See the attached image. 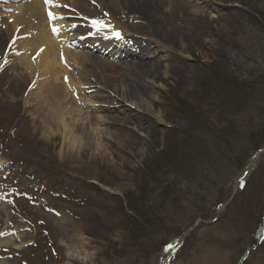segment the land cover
<instances>
[{"label":"rangeland","instance_id":"1","mask_svg":"<svg viewBox=\"0 0 264 264\" xmlns=\"http://www.w3.org/2000/svg\"><path fill=\"white\" fill-rule=\"evenodd\" d=\"M112 1H101L103 18L127 34L112 40L107 55L74 46L110 65L86 63L90 79L71 63L73 81L94 91L77 94L78 104L62 114L75 145L63 142L62 128L49 137L32 111L48 100L44 87L34 91L43 77L34 78L24 60L30 24L18 21L26 2L0 8V264H163L183 233L175 234L199 221L168 264H240L248 250L242 264H264V152L237 180L257 153L245 132L259 128L264 141V0H153L160 33L146 51V70L121 50L154 39V26L130 12L128 1ZM90 103L99 106L84 107ZM88 115L101 148L74 128ZM222 139L237 146L232 154L222 149L228 158L204 173L206 189L193 197L191 181L180 180L170 199L182 203L161 218L166 227L119 258L133 218L129 203L154 209L139 189L150 180L145 175L171 161L201 167L219 154Z\"/></svg>","mask_w":264,"mask_h":264},{"label":"bare ground","instance_id":"2","mask_svg":"<svg viewBox=\"0 0 264 264\" xmlns=\"http://www.w3.org/2000/svg\"><path fill=\"white\" fill-rule=\"evenodd\" d=\"M7 1L13 0H1L0 8L8 9L4 6L5 3H8ZM23 1L26 3L19 12L20 14L22 13V17L18 23L26 21V23L30 24L28 28L31 31V36L29 37L31 44H28V47H31V49H28L29 59H31L25 58L24 60L28 62V70L34 78L41 76L44 79V83H38L34 91L38 87H44L43 93H45V97L42 92L40 94L41 89L37 91V94L34 92L31 99L38 96L36 101L33 100L34 103L39 102L43 97L48 100L47 102L44 101L46 103L45 107L38 105L32 111H34L36 117L40 118L39 126L41 129L50 131L49 137L56 139L57 136L53 138L52 135H55L56 130L58 131L62 128L61 138L63 142L71 141L75 145L77 141L73 140L72 133L69 131L70 123L64 119L62 114L68 108L78 104L77 100L80 99H78L77 94H83V92L91 94L94 91H90L89 84L82 83V81H73L71 63L74 66H82L81 72H85L92 79V74L85 67L86 63L99 61L107 67L110 65L102 56L88 55V52H86L88 51L87 48L93 52L107 55V50L110 49L109 45L111 46L112 40L118 37L116 33H119V36L127 33L116 22L109 21L107 17L103 18L105 12L101 7L102 0H78L76 3H68L67 0H51L50 3H45V0ZM92 1L96 3L95 5L97 9H100V12H96L89 4ZM127 1V9L130 12H135V14L154 26L155 38L150 41H142V44H132L128 48L122 49L121 53H123V58L132 59L135 66L146 70L149 67L145 63V60H147L146 51L149 49L148 46L155 42L156 36L160 33L159 24L155 23L150 16L154 9V2L153 0H125L124 2ZM118 2L113 0L112 4L117 5ZM61 10H65V12ZM123 15L124 12H122L121 18L124 17ZM44 22L47 24H44ZM48 25H51V29L54 30V37L46 30V26L47 28L49 27ZM90 34L94 35L90 37ZM67 41L73 42L67 43ZM64 45H67V47ZM76 45H82L81 47L86 51L76 53L74 51V46ZM77 71L80 70L77 69ZM68 76L70 83H66L64 80ZM83 78L85 79V77ZM139 91L141 92L142 89ZM72 92L75 93L74 96ZM40 95H43V97ZM137 95L140 103L146 105L147 111L152 113L149 109L150 104L145 101L146 93L144 90L141 92V96L140 94ZM97 106L99 105L96 103L84 105L89 110ZM95 119V117L88 115L85 123L78 120L74 123V128L76 127L77 130L79 129L85 134L87 130L89 133L87 134L88 140L92 141L98 148H101L100 137H96L94 134L93 125L95 124ZM62 120L64 122L61 124Z\"/></svg>","mask_w":264,"mask_h":264},{"label":"trees","instance_id":"3","mask_svg":"<svg viewBox=\"0 0 264 264\" xmlns=\"http://www.w3.org/2000/svg\"><path fill=\"white\" fill-rule=\"evenodd\" d=\"M259 128L257 129H248V131L245 132L248 133L249 136V142L252 144L253 148H256L255 151L258 150V148L264 143L263 140L260 138V133H258ZM241 143V142H236ZM221 145L223 147H219V154L214 156L213 158L210 157V161L208 160L204 164L201 165V167L195 166L194 161H188V160H182V162H175L171 161L170 164H163L161 166L160 171L157 172H151L147 173L145 175L148 179V184L146 183H140V191H144L147 193V196H150L153 204L154 209L150 210L147 209V206H139L137 201H132L129 203V212L132 214L133 218L134 216L136 219H127L126 222V233L124 234V244L120 248H117V256L119 258H123L124 256L128 255V252H126V249H136L139 247L141 239L145 237L153 236V234L157 233L161 228H165L166 225L163 223V219H161L163 216L166 217L167 212H173V210H179L178 207L180 203L177 200H171V192H173L174 187L176 186V189L178 188V184L180 180L183 181H191L193 188V197L199 196L200 190H205V185H207V180L210 179V174H204L207 172L208 169L216 170L215 168L220 167V162H224L228 157L225 154V152L222 151L224 149L225 151H229L231 154L233 153V150H235L236 145L233 143L226 142L222 139ZM229 149V150H228ZM165 154V153H164ZM169 162V161H166ZM165 162V163H166ZM205 166H208L206 168ZM243 167V165H242ZM189 171L191 173H189ZM159 175V176H157ZM170 176L172 178L171 180H167V177ZM155 177V178H154ZM154 178V179H153ZM211 185V184H210ZM191 186V187H192ZM149 188V190H148ZM190 189V188H189ZM192 190V188L190 189ZM139 191V192H140ZM144 195V194H143ZM173 198V197H172ZM150 212V214H149ZM130 217V216H129ZM157 224V225H156ZM171 226V225H170ZM169 226V227H170ZM173 228V227H172ZM179 229V228H177ZM180 230V229H179ZM178 230V231H179ZM177 231V232H178ZM175 234L176 238L181 235ZM117 258V257H116Z\"/></svg>","mask_w":264,"mask_h":264},{"label":"water","instance_id":"4","mask_svg":"<svg viewBox=\"0 0 264 264\" xmlns=\"http://www.w3.org/2000/svg\"><path fill=\"white\" fill-rule=\"evenodd\" d=\"M264 152V147H262L254 156L253 158L247 163V165L243 168V170L240 172L237 180H241L244 179L249 172L252 170V168L254 167L255 163L258 161V158L262 155V153ZM228 205V203H226L224 206ZM223 208V207H222ZM221 211V209H220ZM202 221H199L195 226H193L192 228H189L186 232H184L182 234V236L179 238V241L177 242V244L173 245L172 247L169 248L168 253L166 255V258L164 259V264L167 263V261L169 260V258L182 246L185 238L189 235V233H191L199 223H201ZM249 251V250H248ZM248 251L245 254V257L243 258V260L241 261L240 264L243 263L244 259L247 257L248 255Z\"/></svg>","mask_w":264,"mask_h":264},{"label":"snow or ice","instance_id":"5","mask_svg":"<svg viewBox=\"0 0 264 264\" xmlns=\"http://www.w3.org/2000/svg\"><path fill=\"white\" fill-rule=\"evenodd\" d=\"M51 2V0H45V3H50ZM94 23H97V22H94ZM116 35L119 37V33H116Z\"/></svg>","mask_w":264,"mask_h":264}]
</instances>
